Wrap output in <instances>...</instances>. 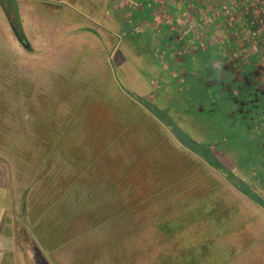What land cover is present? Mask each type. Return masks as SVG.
Returning a JSON list of instances; mask_svg holds the SVG:
<instances>
[{"label":"rangeland","instance_id":"rangeland-1","mask_svg":"<svg viewBox=\"0 0 264 264\" xmlns=\"http://www.w3.org/2000/svg\"><path fill=\"white\" fill-rule=\"evenodd\" d=\"M32 1V8L23 5ZM113 1L0 0V159L9 163L12 215L25 214L21 215L19 202L25 207L31 234L27 246L35 253L31 258L39 264H264V208L250 202L255 195L264 200V166L259 161L264 150L259 152L250 143V133L239 136L236 131L229 137L219 130L212 133L210 122L201 119L207 136L200 138L205 144L197 150L210 157L215 148H227L229 155L216 151L214 156L236 176L233 181L241 183L242 190L212 164L189 157L205 168L204 177L197 176L196 166L181 158L159 123L149 137L138 116L124 108L122 96L145 102L141 75L158 95L157 54L165 49L150 41L153 37L145 30L146 35L137 37V50L151 51L152 57L146 58L153 64L123 76L122 45L132 35L125 33L127 26L107 29L101 15L114 13ZM35 2L66 5L92 17H76L68 26L65 17H52L48 5L46 12ZM134 2L145 9L152 6ZM173 3L167 0L165 8L172 9ZM188 6L214 12V4L205 1L191 0ZM11 11L19 14L33 51L22 48L15 38L6 14L13 16ZM77 22L86 28H78ZM121 116L128 118L124 125ZM77 126L87 132L83 142L89 145L82 153L91 159L83 176H76L65 160L70 150L74 153L83 145L74 142ZM262 128L257 131L263 133L259 137L264 143V124ZM249 189L248 195H241L240 190ZM209 196L215 199L209 202ZM32 203L39 205L36 218L46 233L34 234L31 229ZM242 206L250 210L243 211ZM153 213L160 218L169 215L173 236L162 252L136 256L155 245V236L145 227ZM54 221L60 228L71 224L62 243L58 233L59 237L49 233ZM246 222H259L262 237L253 229L251 234ZM141 254L145 255L139 258Z\"/></svg>","mask_w":264,"mask_h":264},{"label":"flooded vegetation","instance_id":"flooded-vegetation-1","mask_svg":"<svg viewBox=\"0 0 264 264\" xmlns=\"http://www.w3.org/2000/svg\"><path fill=\"white\" fill-rule=\"evenodd\" d=\"M159 1L156 5L153 0H143L152 3L151 9H145L135 2L132 5V0H114V13L101 15L108 22L107 29L118 31L127 26L125 33L132 35L122 45L123 76L153 64L147 59L152 57L151 51L137 50V37L146 35L145 30L153 37L150 41H158L165 49L157 54L161 60L157 67L161 77L154 82L158 95L154 96L148 78L141 75L145 102L130 98L167 131L183 158L203 161L205 154L197 150L205 144L200 138L207 136L201 119L210 122L212 133L223 131L227 137L235 136L236 131L239 136L250 133V143L262 152L264 143L257 129L264 124V0H195L214 4V12L187 8L191 0H170L174 1L172 9L165 8L167 0ZM125 5L131 9H124ZM205 146L211 148L209 142ZM216 151L229 153L227 148H215L213 155ZM259 161L264 166V159Z\"/></svg>","mask_w":264,"mask_h":264},{"label":"trees","instance_id":"trees-1","mask_svg":"<svg viewBox=\"0 0 264 264\" xmlns=\"http://www.w3.org/2000/svg\"><path fill=\"white\" fill-rule=\"evenodd\" d=\"M65 12H66L67 15L70 14V10H68V9H66ZM11 13H13V16L11 14H8V12L6 14H7V17L9 19V21L11 22V25H12V28H13V31H14L15 35L18 37V39L23 40V41H27L26 40V36L24 34V31L22 30V27L20 25V21H19L18 14L17 13H14V12H11ZM122 97L125 100L124 103H123L124 108L127 111L132 112V115L134 114L135 116H138V118L140 119V122H143L142 124L146 128V132H145V130H144V132L149 137L152 138L153 135L156 134L155 128H156V125H157L158 122L152 116H150L149 113H146L144 111V109L135 100H133L132 98H130L128 95L123 94ZM132 117L134 118V116H132ZM126 119H128V118L127 117L126 118H123L121 116V120H122V124L123 125H124V122L127 123V121H125ZM139 125H140V123H139ZM143 128L144 127H142L140 125V129H143ZM74 135H75L74 142L77 141L79 144H81V145L83 144V145L79 148L78 151L76 149L74 153L70 150V153L67 154L68 157L65 158V160L70 165V167L72 168V170L74 171V173H75L76 176H83V175H85L84 170L88 169L87 166L90 165V160H91V159L88 160L87 158H85L84 157V153H82L83 149H85L86 146L89 145V144L83 142L84 139L87 138V132L83 129V127L77 126L74 129ZM181 158L184 161L185 160H189V159H186V158H183V157H181ZM86 159H87V161H86ZM202 160H203V162H205L209 166L212 164L213 167H215L216 169H218L222 173L223 177L226 180L233 181L235 179L236 176L234 174H232L227 168L222 167L221 164H220V162L219 161L218 162L216 161V157L214 155H211L210 157H207V156L204 155L202 157ZM189 162L192 165L196 166V168H197V176L204 177V170H205V168L202 165V163L197 164V162H193L191 160H189ZM198 162H200V161H198ZM233 183L236 184V187H237V185L239 187L240 186L242 187V184L241 183H238L236 181H233ZM50 186L48 188H50ZM48 188L46 187V190ZM219 190L221 191V187H219ZM242 190H240L241 191L240 192L241 195H248V193L250 191V189L249 190H246L247 192L245 193L244 191L242 192ZM220 195H223L222 192H220ZM254 195H255V193H254ZM214 196H216V195H214ZM214 196L212 198H211V196H209L207 198V200L209 202H211L212 200L215 199ZM254 198L251 197L250 198V200H251L250 202H253V203L258 204V205H264V202H263L264 200L263 199L259 198L256 195L254 196ZM34 201L37 202V203H39V199L37 197H35ZM235 203H238V202H235ZM31 205H32V208L29 210V218L32 220V223H31V229H32V231L34 232V234H38V235L43 234V232L46 233V229L43 230L44 223L39 218H36L37 211L40 209L38 207L39 205H37L35 203H32ZM148 208H150V207H148ZM242 208L243 209H241V210H243V211H249L250 210L246 206H242ZM21 210H22V213H25L26 214L25 207L23 205H22ZM131 211H132V209H131ZM162 213H166L165 210ZM251 214H252V211H251ZM152 215L153 216H151L149 218V221H148L147 225H145V227L147 229V232H149L151 235L155 236V241H156L155 242V245L151 246V248H153V249L150 248L148 251H141L140 250V252H138L136 254V256L139 255L140 253H144V252L150 253V251H153V250L156 251V252L154 251L155 254L158 253V252H162L167 247L168 239L173 236V234H172L173 232H172L171 228L169 227V223H168V221H169V215H166V216H164L162 218L157 217L158 215L157 214L155 215V213H153ZM57 223L58 222H56V221L53 222V224H52V230H49V233L50 234H53L55 236L57 235L55 233H58L61 236L60 237V240L59 239L58 240L61 241L60 243H62V241L65 238V234H64L65 228L70 229V225L71 224H68V225L64 226L63 228L62 227L60 228V225L57 224ZM246 223H247V226L249 227V230H250L251 234H252V231L251 230L253 229V232L255 231V232L258 233L257 235H260L261 236V234H259V231H260L259 226L261 227V225H260L259 222L255 223V224H252L250 222H246ZM57 226H58V229H57ZM40 227L42 229H40ZM44 242H46V241H44ZM44 245L47 246L45 243H44ZM145 254H141L139 256V258H142ZM163 264H166V262H164Z\"/></svg>","mask_w":264,"mask_h":264},{"label":"crops","instance_id":"crops-1","mask_svg":"<svg viewBox=\"0 0 264 264\" xmlns=\"http://www.w3.org/2000/svg\"><path fill=\"white\" fill-rule=\"evenodd\" d=\"M74 1L75 2L77 1L76 3H79V0H74ZM33 2L34 1L30 2L27 5H25L26 3L24 2L25 4L23 5L26 7H29L28 5H30V7L32 8L34 6ZM35 3H37L35 6L39 5V7H41L42 9L45 8L46 12L50 10L48 8L49 6L53 12L52 17H58L61 15L65 17V19L69 22L68 26L70 25V23H74L72 20L75 19L76 17L91 19L90 16L85 17L84 15H81V13L76 14L72 9H70L69 6L66 5L53 3L54 6L51 7L50 4L46 2H35ZM45 4L48 6H46ZM55 6H57L58 8L54 9L56 8ZM66 9L70 10L69 15L66 14L65 12ZM42 16H44L43 13ZM76 24L79 26L78 28H83V29L86 28L83 27L85 26L83 25V23L77 22ZM8 167H9V163L7 159H0V264H39L40 262L38 261V259L31 258L32 255H35V253L32 251L30 245L27 246V239L28 236L31 234L27 229L25 214H23L21 210V215L23 214V216L15 217L12 215L13 194H12V186L9 183L10 176H9ZM19 203H20V207L22 208L21 202ZM23 226H25V229L23 228ZM24 232L27 238L23 236ZM68 253L69 252H65V255H67ZM41 256L44 259L47 258L43 254Z\"/></svg>","mask_w":264,"mask_h":264},{"label":"water","instance_id":"water-1","mask_svg":"<svg viewBox=\"0 0 264 264\" xmlns=\"http://www.w3.org/2000/svg\"><path fill=\"white\" fill-rule=\"evenodd\" d=\"M22 45H23V48H24L25 50H27L28 52L33 51L32 47H31V45L29 44L28 41H23V40H22Z\"/></svg>","mask_w":264,"mask_h":264}]
</instances>
